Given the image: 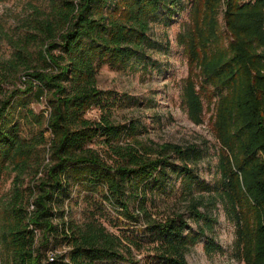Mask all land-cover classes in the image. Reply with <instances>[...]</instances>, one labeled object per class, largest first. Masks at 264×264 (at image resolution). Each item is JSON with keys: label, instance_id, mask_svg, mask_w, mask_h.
<instances>
[{"label": "trees", "instance_id": "16d2710c", "mask_svg": "<svg viewBox=\"0 0 264 264\" xmlns=\"http://www.w3.org/2000/svg\"><path fill=\"white\" fill-rule=\"evenodd\" d=\"M177 1L22 0L25 13L0 35L9 46L0 53V178L13 172L0 201V264H188L204 227L192 229L183 211L153 215L145 205L148 190L166 191L170 171L180 174L179 195L216 188L236 202V250L245 264H264V0H190L189 29L178 34L187 62L218 95L215 134L231 162L219 164L216 187L187 165L199 154L194 145L124 137L134 124L111 118V91L96 85L101 64L119 68L144 54L150 23ZM23 92L42 96L45 113L20 107ZM92 106L97 118L85 115ZM74 185L86 196L74 198L77 215ZM198 202L190 197L187 211L211 226ZM203 247L219 249L209 237Z\"/></svg>", "mask_w": 264, "mask_h": 264}, {"label": "rangeland", "instance_id": "374dc122", "mask_svg": "<svg viewBox=\"0 0 264 264\" xmlns=\"http://www.w3.org/2000/svg\"><path fill=\"white\" fill-rule=\"evenodd\" d=\"M190 0H178L174 9L167 16L159 14L150 23L147 31L150 45L145 48L143 55L130 58L123 67L111 68L101 64L96 72V85L103 90L111 91L109 100L114 104L110 112L111 118L123 123H133L135 128L124 137H135L150 143L176 142L181 145H194L199 154L187 160L192 172L203 179L210 186L219 184V164L223 159L231 162V153L223 147L215 134V105L218 99L215 90L202 82L198 63L189 65L187 40L179 41V33H185L190 26L189 3ZM223 8V5H220ZM25 13L22 0H0V35L10 32ZM218 45L226 46L228 33L223 25L221 11L217 14ZM179 38V39H178ZM9 46L0 38V53L7 55ZM16 78L15 83L22 85L21 79ZM20 102L30 107L34 112L43 110L45 101L42 96H32L23 92ZM188 99L195 103L189 108ZM99 109L90 107L85 115L97 118ZM94 145H100L98 141ZM173 159V158H172ZM46 158L43 160L45 161ZM174 162L179 160L174 157ZM13 172L6 169L0 178V201L8 196ZM180 174L170 171L164 192L154 189L147 191L145 202L149 212L170 213L183 211L188 224L192 229L197 225L204 227L202 235L198 237L190 249L185 253L188 264H245L236 250L235 237L237 219L241 212L236 202L228 203L226 195L216 188L210 190L193 189L190 197L198 200L197 209L204 212L210 219V225H203L201 219H196L188 212L190 197L178 194ZM216 187V186H215ZM84 189L73 186L71 195L73 199L69 205L71 212L77 215L79 206L75 199L85 196ZM87 197L91 198L88 195ZM75 198V199H74ZM99 201V197H96ZM97 203V202H96ZM104 203V202H102ZM101 204V202H100ZM96 209L97 207H90ZM188 210V211H187ZM243 212H246L243 210ZM248 212L250 222L255 219L254 213ZM247 214V213H245ZM115 220V218H114ZM0 217V229L2 227ZM116 221V220H115ZM118 225V224H117ZM128 229L136 225L128 223ZM107 227L117 232V227L107 224ZM211 238L218 247L213 251L204 250V240ZM0 241V260L3 258Z\"/></svg>", "mask_w": 264, "mask_h": 264}, {"label": "built area", "instance_id": "2783aa9c", "mask_svg": "<svg viewBox=\"0 0 264 264\" xmlns=\"http://www.w3.org/2000/svg\"><path fill=\"white\" fill-rule=\"evenodd\" d=\"M48 256H49V257H48V259H49V260H51V259H52V255H51V254H49Z\"/></svg>", "mask_w": 264, "mask_h": 264}]
</instances>
